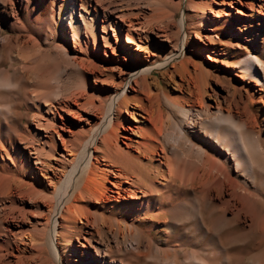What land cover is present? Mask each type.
Masks as SVG:
<instances>
[{
    "label": "bare ground",
    "instance_id": "6f19581e",
    "mask_svg": "<svg viewBox=\"0 0 264 264\" xmlns=\"http://www.w3.org/2000/svg\"><path fill=\"white\" fill-rule=\"evenodd\" d=\"M17 2L15 6L11 1H3L2 14L15 17L21 14L30 21L40 18L52 22L64 37L65 45L70 34L74 50L69 57L84 75L94 77L97 92L95 95L81 92L59 103V108L72 117L70 124L63 121L60 125L68 137L57 130L46 114L59 112L58 105L41 101L36 106L40 107V116L32 122L44 130L39 135L45 138L44 132L52 126V149L57 150L59 138L62 144L59 154L63 160L70 161L69 167L54 166L42 157L35 161L57 193L55 213L46 224L51 227L41 233L36 247L35 257L41 264H117L112 247L101 248L92 241L91 236L101 231L99 207L104 211L120 207L128 215L135 214L133 226L139 229L141 237L162 219L168 248L157 255L164 263L154 259L152 264H210L212 257L199 253L198 241L193 232L190 235L194 222L184 226L193 220L197 230L204 226L198 219L201 200L211 209L219 202L226 205L223 213L212 214L208 221L209 231L215 233L211 242H215L216 249L224 254L233 248L236 264H264V197L258 196H262V191L257 165L259 154L264 168V58L251 48L246 52L237 51L236 77H233L225 75L223 68L214 63L213 56L216 41L219 39L224 45L221 40L226 38L231 22L239 28L253 25L244 24V20L249 15L247 8L254 10L255 2L189 0V10L179 23L175 17L182 4L180 0ZM141 2L144 17L126 11V6L130 8ZM10 4L14 5V13L7 10ZM149 12L153 13L148 16ZM151 33L157 38H152ZM191 35L196 40L191 42ZM183 53L185 58L171 64L174 57ZM167 66L162 74L172 79L176 73L181 76L180 91L188 98L180 105L192 100L190 112L196 109L197 119L177 124L176 134L187 138L186 145L195 152L194 156H185L187 160L180 157L177 144L169 145L158 138L162 127L158 126L156 117L164 90L155 68ZM14 81V74L0 70V86ZM126 86L130 93L125 90ZM205 96L209 101H204ZM176 101L173 99L178 105ZM9 110L0 101V200L12 194L6 174L10 159ZM184 161L190 168L183 167ZM226 207L230 210L229 216L225 213ZM150 221L153 224L141 227ZM223 229L228 230L225 242L216 234ZM246 233L257 235L247 257L243 252L246 248L237 244L240 235ZM32 238L25 240L30 246L34 245L35 238ZM2 251L0 264H27L16 254L14 262H5ZM221 257L222 264H226L225 257Z\"/></svg>",
    "mask_w": 264,
    "mask_h": 264
},
{
    "label": "rangeland",
    "instance_id": "374dc122",
    "mask_svg": "<svg viewBox=\"0 0 264 264\" xmlns=\"http://www.w3.org/2000/svg\"><path fill=\"white\" fill-rule=\"evenodd\" d=\"M3 1L5 2V0H0V4ZM8 1L13 2L15 6L18 3L17 0ZM180 1L182 4L175 17L177 23L183 17L184 12L189 10V0ZM251 1L255 2V9L251 10L247 8L249 15L246 16L244 24L246 22L247 24L253 23V25L249 24L247 27L243 25L239 28L238 25L231 22V25L227 28L226 38L221 40L224 45L220 43L219 39H216V50H213V56L216 58L214 63L223 68L226 76L231 75L236 77L234 67L237 65L235 61L237 51L246 52L249 50L248 48H251L264 58V14L261 13V11H264V0ZM14 5L10 4L7 10H11V13H14V10H12V6ZM141 6L142 2L139 5L132 4L130 8L128 6L129 9L126 6V11L131 14L134 12L137 13L136 15L144 17L142 14L144 10L140 9ZM93 12H96L95 9H93ZM152 13L149 12L147 14L150 16ZM16 18H18L17 22L15 21L17 20ZM241 23L243 21H240L239 25H242ZM55 27L56 25L47 20L36 18L30 21V19H25L24 15L20 14L19 17H15V15H10V13L2 14L0 10V70H3L6 74H14L15 81L11 85L16 83L13 86L10 84V86H0V101L7 104L10 109L7 115V122L10 125L7 131L9 142L8 156L10 159H8V164L6 165V174L9 176L8 186L10 187L8 189L12 194L6 195V197L2 196V200H0V217L3 219L2 221L0 218V249L1 251L3 250V257H1L5 262H14L16 254L21 256L27 264L28 262L29 264H41V260L35 257L36 247L39 245L41 233L51 227V224H48V226L46 224L52 220L55 213L57 193L54 191V188L50 187L48 180L41 173V169L37 168L35 163L37 157L48 159L54 166L60 164L63 167L70 166V161L63 160L61 154H59L58 150L62 148L59 138V142L56 143L57 150L52 149L53 140L50 136L54 133L53 127H48V132H44L45 138L39 135L40 131L43 132L44 130L32 122L33 118L38 119V116H40V107L36 106L41 101H50L58 105L59 112L54 110L55 113L46 114L50 117L51 121L53 120V125L56 126L57 130L68 137V134L60 125L63 121L70 124L72 117L59 108V103H64L81 92L94 95L97 93L95 82L93 81L94 77L84 75L79 66L72 62L69 57L74 50L71 35H67V43L65 45L64 37H61L57 31V27ZM53 34L56 35L54 36ZM30 35L34 36L29 40L28 36ZM230 35L234 36L231 37ZM238 35L241 37H236L237 39H235V36ZM151 36L152 38H157L155 33H151ZM190 40L191 42L196 40L194 35L190 36ZM205 40L208 41L206 38ZM37 45L39 46L37 47ZM187 53L192 54L189 49H187ZM182 58H185L184 53L178 57H174L171 64L179 62ZM57 65H60L59 69L55 68ZM166 69H168V66L155 68V74L160 78L161 86H163L162 89L164 90L162 93L161 110L156 117L158 126L162 127L158 138L161 142H168L169 145L177 144V151L180 157L185 160V156L188 155L187 158H189L190 156H194L193 153L195 152L190 151V148L186 145L187 138L180 137V139L179 135L176 134L178 132L177 124L195 119L194 112L196 109H191L192 113L190 112L191 107L189 105L193 102L192 100H189L183 106L180 105L184 102L185 98H188L185 93L183 94L180 91L181 76L176 73L172 79L170 75L161 73ZM193 79L196 80V77ZM125 90L128 93L131 92L127 86ZM48 91L52 93L50 94ZM173 99L177 100V103L179 102L178 105L173 102ZM204 101H209V97L205 96ZM60 115H63L64 118ZM139 118L142 119L141 116ZM38 130L39 132H37ZM46 134L48 135L46 136ZM80 146L81 144H78V147ZM257 157L259 158L257 165L260 170L258 182L261 183L260 187L262 191V196L260 194L258 196L263 199L264 168L261 167V155L258 154ZM183 167L190 168V165L184 161ZM49 169L51 172L55 171L54 168ZM60 173H63L61 169ZM219 203H216L217 205L215 204L212 207L214 209H211L205 201L201 200L198 204L199 216L201 217L198 219L201 221V226L202 223L204 226L197 230L198 228L195 226L196 221L194 220L189 221L184 226L188 227L194 222L193 231L189 230L190 235L193 232L194 239L198 241V252L201 253L202 251L205 255L207 254L212 257L210 264H222V255L225 257L226 264H236V253H234L236 251H233V248L224 251V254H222L218 247L216 249L215 242H211V238L215 233H213V230L209 231L208 221L212 214L216 216L223 213L226 206L223 203L219 205ZM3 207L5 208V212ZM115 208L110 209L113 212L115 211V213L104 211L100 207L99 209L97 208V212L100 214L99 223L101 231L91 236L92 241L101 248L112 247L114 255L118 258L117 264H152L154 259H158L157 255H160L161 251L168 248L162 219H158V222H160H157L152 230L146 231V237H141L138 232L139 229L133 226L136 215H128L125 208ZM225 213L227 216L230 215L229 208L226 209ZM82 220L85 222L86 219L82 218ZM147 223L141 227L153 224L152 221ZM79 224L85 225L83 222ZM173 233L175 232L173 231ZM216 234L222 242H225L228 230L223 229ZM247 234L240 235L241 242L238 241L237 243L240 248H246L243 251L246 257L252 243L257 239L256 234L251 233V236ZM44 236H46V233H44ZM29 238L34 239L33 246L25 242L26 239L29 241ZM73 240L75 243L77 242L76 237ZM137 240H140V242L138 243ZM87 244H90L89 240ZM93 253H96L94 249ZM157 261L164 263L160 257Z\"/></svg>",
    "mask_w": 264,
    "mask_h": 264
}]
</instances>
